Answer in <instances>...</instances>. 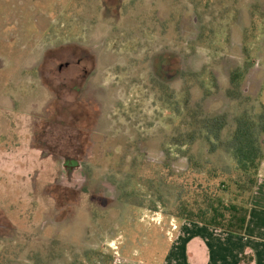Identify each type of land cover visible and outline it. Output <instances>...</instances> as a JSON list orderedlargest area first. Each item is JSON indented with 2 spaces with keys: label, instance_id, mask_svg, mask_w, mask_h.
<instances>
[{
  "label": "rangeland",
  "instance_id": "obj_1",
  "mask_svg": "<svg viewBox=\"0 0 264 264\" xmlns=\"http://www.w3.org/2000/svg\"><path fill=\"white\" fill-rule=\"evenodd\" d=\"M243 111L264 0H0V264H166L179 192L234 164L192 113Z\"/></svg>",
  "mask_w": 264,
  "mask_h": 264
},
{
  "label": "trees",
  "instance_id": "obj_2",
  "mask_svg": "<svg viewBox=\"0 0 264 264\" xmlns=\"http://www.w3.org/2000/svg\"><path fill=\"white\" fill-rule=\"evenodd\" d=\"M240 74L237 71L232 73L233 84L237 85ZM192 116L198 117L196 122L199 126L187 135L188 141L184 143H190L199 137L205 138L209 143V153L221 149L227 151L234 164L224 169L210 166L208 161L202 162L199 165V173L205 174L208 181L206 186L202 183L198 185V196H202V201L190 203L189 198H183L180 191L177 199L180 200L176 209L177 217L242 234L246 229L252 195L264 159V113L255 115L243 111L233 117L231 122L224 113L219 112L213 116L193 112ZM227 127L231 132L228 139L224 140L223 135ZM192 161L189 157V164H192ZM218 179V184L209 183ZM226 195H229L228 198Z\"/></svg>",
  "mask_w": 264,
  "mask_h": 264
},
{
  "label": "crops",
  "instance_id": "obj_3",
  "mask_svg": "<svg viewBox=\"0 0 264 264\" xmlns=\"http://www.w3.org/2000/svg\"><path fill=\"white\" fill-rule=\"evenodd\" d=\"M264 151V141H263ZM166 264H264V159L244 233L182 220ZM126 264H140L127 258Z\"/></svg>",
  "mask_w": 264,
  "mask_h": 264
},
{
  "label": "flooded vegetation",
  "instance_id": "obj_4",
  "mask_svg": "<svg viewBox=\"0 0 264 264\" xmlns=\"http://www.w3.org/2000/svg\"><path fill=\"white\" fill-rule=\"evenodd\" d=\"M86 79V78H85ZM78 92L80 93V92H82V89L80 88L79 90H78Z\"/></svg>",
  "mask_w": 264,
  "mask_h": 264
}]
</instances>
